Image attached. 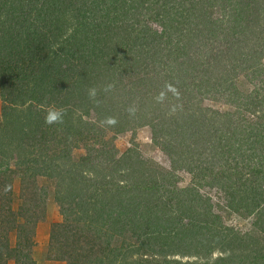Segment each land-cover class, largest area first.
I'll use <instances>...</instances> for the list:
<instances>
[{
  "label": "rangeland",
  "instance_id": "374dc122",
  "mask_svg": "<svg viewBox=\"0 0 264 264\" xmlns=\"http://www.w3.org/2000/svg\"><path fill=\"white\" fill-rule=\"evenodd\" d=\"M51 1L18 0L22 10L18 11L21 7L15 3L17 8L14 13H11V16H17V18L13 21L8 20L6 23L11 31L18 29L22 34L18 37L15 34L9 36L10 39H14L10 44L12 47L6 48L7 56L11 52L12 55L9 58L14 60L10 64L12 66L20 65L21 68L27 67L26 75L30 78L32 65L30 66L28 53L33 54L35 43L40 41V47L43 45V49L37 57L45 55L47 57L44 62L39 63L43 72L39 75L36 84L44 85V89L48 88V91L51 89L50 93L44 89L38 91L33 95V100L25 105L11 104L13 101L18 104L23 102L24 99H18V97L12 101L11 96L16 97L15 89L19 90L20 85L26 84L29 79L24 82L15 79L8 81L5 76L0 79V127H4L3 123L8 108L29 109L33 114L30 119L32 122H25L23 126L26 134L21 136V143L18 139H14L20 148L21 156L10 150H4V166H8L9 171L0 174V230L4 227L8 228L5 229L8 231L10 246H15L16 237L19 234L17 232L22 231L19 224L23 223L24 219L20 220V218L26 217L25 215L30 218L33 205L39 204L41 207L44 206L45 218L43 221L55 207V215L59 219L58 222L52 223L48 232L45 233L47 234L44 249L46 259H48L50 250L52 257H55L54 250L65 240L66 242L75 241L85 234L87 238L96 237L97 241H100L101 244L98 243L96 249L101 247L116 248V246H120L117 239L121 240L124 237L132 239L133 243L131 244L134 245L136 254L131 257V260L137 259L140 264H201L204 261H207L206 264H254L256 260L254 256L264 254V233L259 231L264 228V221L259 220L260 216L264 215V204L258 208L257 213L252 211V213L245 214L244 210L247 209L243 206L241 210H238L239 214L230 209L225 192L229 193L239 186L233 179L240 178V175L236 173L238 172L236 169L235 173H230V164L227 163L226 156L225 162L229 171H223L219 165L211 166L218 176L216 187L198 182L201 170L197 163V167L192 165L187 169L176 164L178 166L174 172L176 180L172 185L164 187L163 193L160 192L159 195L153 197L159 203V208L162 211L161 217H159V222L162 223H159L157 229L149 228L150 226L147 229L144 228L143 219L148 215H143L139 219L138 214L132 213V215L130 214L131 217H134L132 230L127 228V233L124 235L120 233L119 238L118 233L113 229L110 228L109 232L105 230L110 226L106 223L109 217L106 218L105 212L112 213L113 210L112 214L122 220L120 226L124 229L125 215L122 214L124 212L122 206L126 198L131 196L130 193L123 194V190L117 192L109 183L111 182L109 175L111 164L117 163L122 167L125 164L130 165L139 161L146 176L145 182H152L154 174L153 172L151 174L148 166H152L153 170H170L171 153L176 149V147H168L164 150V139L162 141L161 135L172 140L181 139L186 133L184 119L182 118L179 123L175 108L170 107L169 109V106L163 104V107L161 106L155 113L150 114L154 122V130L148 123L141 124L139 121H135L133 118L137 116L141 109L140 105L143 103L141 100H137V94L144 93L150 101L153 92L149 91V86L151 88L154 85L162 86L160 84L162 77L159 80H153L152 85H147L146 90L139 92L141 89H137V86L133 84L132 81H135V78L132 77L129 70H134L137 73V79L140 80L144 73L149 71L148 74L153 77L154 70L159 72L160 69H154V64L144 55L139 59L138 64H134L132 61L128 66H123L119 61L110 63L112 73L108 74H112L110 76L112 78H109L103 73L100 63L93 65L94 58L91 57V54L81 52L82 47L78 49L75 45L73 49H68V46L64 44L61 49H58L60 47L59 39L53 34L52 28L59 27V23L64 21L75 26L77 24L75 20L82 21L85 15L86 20H91V17H95L96 5H100L101 0H62L61 4L59 2V6L55 5V10ZM102 1L112 6L120 3V0ZM194 1L197 5L200 4L198 5L201 6L200 11L190 0H130L129 2L139 6L138 15L133 19L136 21L135 28L138 29L142 26V24L139 26V20H141L145 24L144 29L147 30L149 36L154 35L152 31H156L158 35H165L169 30L171 32L170 39H174L170 46L174 43L176 46L172 51L175 50V53H178L183 46L189 45L186 51H190V55L198 56L200 53L203 63L197 68L200 70L198 74L201 76L205 73L202 78L207 76L211 83L205 87L206 93H202L197 99L203 110H215L221 116L196 120H200V125L203 127L205 124L202 123H213L217 126L224 122V114L234 111L233 107L238 105L237 101L234 102L232 96L228 95L222 87L233 84L234 89H239L240 95L235 98L238 101H244L246 96L253 99L257 93L260 101H262L261 98H264V0ZM74 8V11L78 12L77 14L74 11L72 13L71 10ZM25 10L29 11L31 15L25 16ZM197 11L199 12L197 13ZM19 12H22L21 16L15 15ZM63 13L66 14L65 18L60 17ZM231 13H234L235 17ZM156 17L157 19H154ZM170 18L176 21H171ZM107 20L109 18H106ZM220 22L223 23L221 26L218 24ZM176 24L180 27V35L173 28V25ZM232 25L233 27H231ZM212 28L216 30L224 28V32L219 30L212 32ZM209 31H211L210 35H208ZM213 36L214 40H212ZM19 39L22 41L20 46ZM149 39L147 37L146 41ZM131 40L132 38H128L123 45L119 46L120 52L125 49L132 52L129 54L130 58L137 57L135 43ZM24 43L27 44L28 51L25 50L24 53H21ZM93 46L89 45L88 47ZM229 47L230 49L227 50ZM112 48L118 49L117 46ZM159 49L163 48L160 46ZM221 51L224 53L222 54ZM234 52H238L236 54L238 60L232 62L235 65H231L227 61L230 58H224ZM161 55L164 60L171 62V57L166 52H161ZM110 57L119 58L120 55L110 54ZM198 64L200 63L198 62ZM83 66L86 68L85 71H88L89 74L93 71L95 76H84V78L82 76L83 86L75 89L74 81L79 80ZM232 67H235L233 72ZM215 70H230L233 74L232 83H228L223 78V80L217 81L222 82V87L218 86L213 89L212 85L216 82L214 81L216 80ZM51 73H54V76L50 75ZM43 75L45 79L42 81ZM50 76L54 77L52 87ZM89 78H91L90 81ZM200 80V78L197 79V81ZM126 84L133 85L127 86ZM118 88L122 89L119 91ZM144 88L143 86L142 89ZM2 89L7 91L6 94ZM93 89L95 95H90ZM174 91L176 92V90ZM155 95L152 100H160V98L164 101L169 100V97ZM227 96L231 100H228ZM255 103L257 101L253 99L251 108L257 112L250 114L244 111L243 118L254 127V136L251 138V142L255 141L256 149L253 147L252 149L255 153V160H259L264 158V120L263 114L259 112L261 108ZM50 107L64 111L63 123L45 124L44 118ZM69 110H73L72 117L74 118L71 128L65 123L68 121ZM165 110L173 112L167 113ZM191 111H194L195 115L199 114V110L194 107ZM117 113L126 115L128 118H118ZM126 120H130V125L126 128L120 127L121 122L125 123ZM36 121L42 122L43 127L40 123L35 124ZM29 124H35V129ZM46 129L48 130L47 134L51 133V136H46ZM7 135L12 139L9 132ZM235 137L239 142L241 155L247 158L246 155L250 149L244 144V139H241L244 137L239 133ZM246 139L249 140L248 137ZM165 142L166 144L172 143L168 139H165ZM188 143H191V140L182 141V144ZM212 147L219 150L218 144ZM223 149L227 152L225 148ZM47 154L53 161L49 160L48 162ZM262 156L263 158H261ZM218 157L220 158L221 155L219 154ZM239 159L244 161L243 158ZM56 166L63 170L66 169V174L59 176ZM239 167L242 166L239 165ZM53 168L56 169L55 172L52 170ZM0 170L3 169L0 168ZM36 170L46 171L47 174H35ZM49 170L52 172L50 176ZM123 172L126 171H119V173ZM119 173L116 174L112 182L119 179ZM68 177L72 178V183ZM121 180V183H127V177H123ZM188 188H192L196 192L199 191L200 200H192L182 206L178 195L179 192ZM70 189H75V191L70 194ZM58 192L62 193L60 195H66L60 200L65 203L62 207L55 201ZM111 198H114L115 202ZM170 198L171 200H169ZM172 200L173 202L170 203ZM118 203H121L122 206ZM193 207L196 208V215H191L194 216L193 218L185 215V210ZM138 213L141 212L138 211ZM19 214L21 217H18ZM15 218L17 221L13 222ZM154 218L155 216H153ZM1 219L5 221L6 226L3 223L1 225ZM31 224L27 226L30 229L33 226V223ZM7 225H13V228H11L12 226L7 227ZM37 226L38 223L34 226L35 232ZM95 226L103 227L104 231L100 230L98 234H94ZM152 226L154 227V225ZM159 230H165L166 235L159 238L157 235ZM145 231L147 235L141 236ZM253 234L259 236L260 245L251 239ZM200 237L208 238L207 243L210 239L211 246L217 244L218 248L206 256L202 253L192 252V250L189 251L190 247H187L190 244L189 238L198 241ZM111 241L116 244L112 246ZM76 254L77 250L71 256L74 262L68 259L56 262L58 264H86L84 262L89 261L85 255ZM33 261L37 264L35 260ZM9 263L15 264L13 260L6 261L5 264ZM261 263L264 264L263 258Z\"/></svg>",
  "mask_w": 264,
  "mask_h": 264
},
{
  "label": "trees",
  "instance_id": "16d2710c",
  "mask_svg": "<svg viewBox=\"0 0 264 264\" xmlns=\"http://www.w3.org/2000/svg\"><path fill=\"white\" fill-rule=\"evenodd\" d=\"M116 1V0H115ZM130 1V0H129ZM128 0H120L119 5H107V2L104 3L102 0L100 1V5H96L95 10V17H91V20H86V15L83 17V22L79 21V19H76L75 22L77 23L75 26L72 24H68L67 21H64L62 23H59V27H53V34L58 37L60 47L58 49H61L64 44H66L68 49H73L75 45H77L78 49H81L83 53L91 54L93 59V65L95 63H100V67L103 68V73H105L109 78H112L108 73H112V69L110 68V63H117L119 61L123 66L130 65V61H132L134 64L139 63V59H141L142 56L146 55L148 59L154 64V69L158 68L160 69L159 72H156L154 70L153 77L147 73H144L143 78L140 80L137 79V73L134 70H129V73L132 74V77L135 78V81H132L133 84L137 86V89H141L139 92H143V90H146L147 85H152L153 80H159L160 77L162 86L154 85L152 88L149 86V91L153 92L150 96L151 100L148 101V97L144 93H138L137 100H141L143 103L140 105L141 109L138 111L137 116L133 118L135 121H139L142 123H148L152 126V129L154 130V122L152 120V117L150 114L155 113L161 106L163 107V104H166L171 108H175L176 116L178 118V121L180 123V120L182 118L184 122V126L186 128L185 135L179 139V140H172L164 135H161V139L163 141V149L166 150L168 147H176L174 152L171 153V159H170V170H160L155 169L153 170L151 167L148 166L149 170L151 171V174L153 172L154 174V180L145 182L146 176L143 172V168L140 165L141 162H133L132 164H125L124 166L120 167L117 163L111 164V184L112 187H114L117 192L123 190V194L130 193V197H127L124 205L122 206L121 203H118L121 205L124 209V212H122L123 215H125V226L124 229L121 228L120 224L122 223V220L119 219L117 216L113 215L110 211L105 212L107 214L108 218L106 220V223L110 226H108L105 230L109 232V229H113L116 233H118V238L120 233L123 235L127 233L126 229L128 228L132 230V221L134 217H131L130 214L136 213L138 214V218H142L143 215L148 217H145L143 219L144 221V228H154L157 229L159 227L160 221V213L162 212L160 210V205L157 201L154 200L153 197L159 195L160 192L163 193V188L172 185L174 180H176V175L174 172L178 169L176 164H180L184 168H189L190 166H196V163L199 165V169L201 172H199L200 178L198 182H203L202 184H208L209 186L216 187V183L218 182V176L217 173L211 169L212 165H219L223 171L227 172L229 171V167L227 166L225 162V156L227 163L230 164V173H235V169L238 171L236 172L238 175H240V178L233 179L234 182H237L239 186L237 188H234L231 190V192L226 193L227 197V204L230 206V209H233L234 212L238 213V210H241V207L247 209L244 210L245 214L252 213V211L258 212V208L264 204V158L263 156L259 160H255V153L253 152V149L255 148V141L251 142V138H253L254 133V127L251 126L250 122H248L246 119H244V111L252 114L256 113L257 110H253L251 108L252 100H256L257 103H255L258 107H260V111L263 115L262 118L264 120V98H261L262 101L259 99V95L257 93L256 97L249 98L246 96L243 100L244 101H238L235 98H238L240 95L239 89H234L233 84H229L226 87H222V82H217L218 80H226L228 83H232L231 77L233 76L232 72L235 67H232V72L230 70H215V79L216 81L212 87L213 89L215 87H222L224 91L232 96L231 98L233 101H237L238 105L234 108V111L227 112L224 114V122H221L217 126L212 124H205V127H203L200 120H196L200 118L201 120H206L209 117H220L221 114H219L218 111H208L203 110L201 107V104L199 100L197 99L199 95L202 93H206L205 87L209 85L210 78L207 76L205 78H202L204 76H199V71L197 70L198 66L203 63V60L201 59L200 53L198 56L195 54L190 55V51H186V49L189 47V45L183 46L178 53H175L176 46L173 44L170 46L171 42L174 39H170L171 32H168L165 35H158L156 31L153 32V36H149L148 32L145 28V24L139 20V26L142 24L140 28H135L136 21L133 20L134 16L138 15L139 6L138 4H131ZM139 1V0H137ZM191 3L200 11L201 6L194 0H190ZM62 3V0H52L51 4L54 8L55 5L59 6ZM20 6L21 4H18V0H0V79H2L4 76L6 80L10 81L12 79L20 80L24 82L25 80L29 79L26 84L20 85L19 90L16 88L15 91L17 93V96H11L12 101L18 97V99L22 98L24 99L21 104H18L17 102L13 101L11 104H17V105H25L28 102H31L33 100L34 96L38 91H41L44 89V85H38L36 84V81L43 72L41 67V62H44L46 60V55L44 57L39 56L37 57L42 49L40 47V41H37L35 43V46L33 48V54L28 53L29 57V63L30 66L32 65V76L29 78L28 75H26V68H21L22 66H12L10 63L14 62L13 58L11 57L12 53L9 52L8 56L6 53V48H11L10 45L11 42L14 40L13 38L10 39V35L15 34L17 37L19 35H22L18 29H14L13 31L10 30L9 26L6 24L8 20H15L17 16H11V13H14L16 11V4ZM202 5V4H201ZM18 11L22 10V6H20ZM69 8V6H67ZM75 10V8L72 11ZM17 11V12H18ZM197 11V13L199 12ZM7 13V14H6ZM67 13V10H66ZM75 14L78 12L74 11ZM91 13V12H90ZM22 12H19L18 16H21ZM93 14V13H92ZM31 15L29 11L25 10V16ZM66 14H62L60 17L65 18ZM140 15V14H139ZM233 17H235L234 13H231ZM129 16H131L129 18ZM197 16V14H196ZM106 18H109V20L106 21ZM132 18V19H131ZM154 19H157L154 18ZM171 21H176L175 19H171ZM230 21V20H229ZM219 26H221L223 23H218ZM21 27V26H20ZM233 27V25L231 26ZM173 28L178 32L180 31V27L176 25H173ZM212 32L220 31L224 32V28H220L216 30L215 28H212ZM239 33V32H236ZM211 34V31H209L208 35ZM180 35V34H179ZM220 35V34H219ZM149 37V41H146V38ZM21 38V37H20ZM132 38L131 41L135 43L136 50H137V57L130 58L129 54H132V52H128L127 49L123 50V52H120L119 46L123 45V43L126 42V39ZM166 38V39H165ZM210 39V38H209ZM215 37H212V40H214ZM235 42V41H234ZM238 42V41H237ZM22 43L21 39L18 40V44ZM226 43V42H225ZM236 43V42H235ZM234 43V44H235ZM133 44V43H132ZM237 44V43H236ZM89 45H94L93 47H88ZM23 49L21 53H24L25 50L28 49V46L26 43L22 44ZM118 47V49H113L112 47ZM162 47L163 49H159V47ZM27 47V48H26ZM145 47V48H144ZM159 50H158V49ZM241 48V47H240ZM30 49V47H29ZM230 49L227 48V50ZM168 50V51H167ZM28 51V50H27ZM77 51V49H75ZM54 53L53 51H51ZM161 52H166L171 57V62L176 61L174 64L171 62H167L162 58ZM222 54L224 53L221 51ZM4 53V54H3ZM241 53V52H239ZM110 54L113 56L120 55L119 58H112L110 57ZM236 54L238 52L229 53L227 56H225L224 59L229 57L230 59H227V61L230 62L231 65H235L234 61H237L238 58L236 57ZM176 57H175V56ZM245 55V54H244ZM242 56V55H241ZM161 58V59H159ZM81 60V59H80ZM97 60V61H96ZM161 60V61H160ZM96 61V62H95ZM36 62V64H35ZM198 62L200 64H198ZM40 63V64H39ZM88 65V64H87ZM160 65L159 67H157ZM112 66V65H111ZM85 67L83 66V70L79 75V80H75L74 88L78 89L77 87H82V76H95L93 75V71L89 74L88 71H85ZM174 70H176V73H174ZM45 71V70H44ZM18 73V74H17ZM101 73V72H99ZM54 73H51L50 75H53ZM207 75V74H206ZM54 76V75H53ZM42 81L45 79L44 75L41 77ZM53 78L50 76V84L52 87L53 84ZM200 78V81H197V79ZM91 78H89V81ZM98 82V80H97ZM97 84V83H96ZM99 84V82H98ZM133 84H126L127 86H131ZM145 87L142 89V87ZM122 89V88H121ZM121 89L118 88L120 91ZM47 91V93H50L51 89L48 91V88L44 89ZM176 90V92L174 91ZM2 91L6 94V90L2 89ZM211 91V90H210ZM219 91V90H216ZM9 94V93H8ZM166 96L169 97L168 101H164L160 98V100H152L156 95ZM255 95V94H254ZM122 96V95H119ZM229 96H227L228 98ZM242 98V96H241ZM147 99V100H146ZM136 100V101H137ZM146 100V101H144ZM228 100H231L228 98ZM253 105V104H252ZM181 107V108H179ZM192 107L199 110V114L195 115L194 111L192 110ZM21 108V107H19ZM119 109V108H118ZM69 116L67 117V120L65 123L66 125L71 128L74 123V118L72 117L73 110H69ZM164 112V111H163ZM167 113H171L173 111L165 110ZM118 118L127 119L128 117L126 115H122L121 113H117ZM122 116H121V115ZM238 114V116H236ZM31 110H22V109H16V108H8L5 115V122L3 123L4 127H0V168L3 170H0V174H3V172H7L8 166H4L3 159L4 156V150H10L14 152L15 154L20 151V148H18V145L14 142V139H18L21 143V136L26 134V130L23 129V126L25 122L28 123V121L32 122ZM220 115V116H219ZM192 118H191V117ZM188 118V119H187ZM187 119V120H186ZM127 121L128 124H127ZM16 123V124H15ZM40 123L41 127H43V123L36 121L35 124ZM34 124V125H35ZM72 124V126H71ZM19 125V126H18ZM34 125L29 124L30 127L34 128ZM128 125H130V120H126L125 123L121 122L120 127L126 128ZM119 127V128H120ZM205 128V129H204ZM35 129V128H34ZM48 129V128H47ZM45 130L46 136H51V133H48V130ZM120 130H122L120 128ZM11 135L12 139L7 135V133ZM241 134L244 138V144L246 146H249V152L248 155L243 157L241 155L239 142L236 139V134ZM263 136H264V130H263ZM185 137V139H184ZM248 137L249 140L246 138ZM165 139L170 140L171 144H166ZM264 139V138H263ZM185 140H191V143L188 144H182V141ZM193 141V142H192ZM180 142V143H178ZM219 146V150L213 148L212 146L217 145ZM262 145V144H261ZM223 146V147H222ZM225 148L227 152L223 149ZM219 154L221 157L219 158ZM21 156V155H20ZM48 162L49 160L53 161L52 158L47 154ZM55 158V156H53ZM238 158H243L244 161H241ZM254 158V159H253ZM216 160V161H215ZM200 162V163H199ZM7 164V163H5ZM179 165V166H180ZM239 165L242 167L240 168ZM52 165L49 166L51 169ZM62 167V166H61ZM59 171V176L62 174L64 176V173L66 174V169L63 170L62 168L56 166ZM242 169V170H241ZM54 172L56 169H52ZM9 171V170H8ZM119 171H126L123 173H119ZM39 172V173H38ZM119 173V179L115 182H112L113 179H115L116 174ZM5 174V173H4ZM35 174H47L46 171H39L36 170ZM52 174L51 170H49V176ZM206 174V175H205ZM205 175V177H204ZM58 177V176H57ZM123 177H127V183H121V179ZM70 183H72V178L68 177ZM232 178V176H231ZM242 178V179H241ZM1 185V183H0ZM5 186V185H3ZM75 191V189H70V194H72ZM76 193V192H75ZM62 193L58 192L56 195L57 200L55 199L56 203L62 207L65 205V203L61 202L60 200L63 199L66 195H60ZM179 201L182 206L187 205L192 200H200L199 198V191L196 192L192 188L184 189L183 192H179ZM113 202H115L114 198H111ZM171 200V198L169 199ZM139 201V202H137ZM173 200L170 202L172 203ZM153 205V206H152ZM43 206V205H42ZM167 208V207H166ZM140 209V210H139ZM142 210V211H141ZM145 210V211H143ZM39 213H38V212ZM141 212V213H138ZM165 211V210H164ZM196 208H188L185 210V215H188V217H194L191 215H196L195 213ZM121 214V216H122ZM239 214V213H238ZM20 218V220L24 219V222L19 224L22 227V231H18V236L16 237L15 246H10V241L8 238V231L6 227L1 228L0 230V264H5L6 261L13 260L15 264H35V262L32 259L31 252L32 248L34 246V235H35V225L45 218L44 215V206L41 207L39 204L33 205V212L30 215V218L27 217ZM153 216L155 218L153 219ZM18 217H21L19 214ZM16 217V218H18ZM14 219L13 222L17 221V219ZM156 219V220H155ZM261 222L264 221V215L260 216L259 219ZM258 220V221H259ZM115 222V223H114ZM5 225V221L1 219V225ZM33 223L32 229L28 228L27 226H30V224ZM32 225V224H31ZM154 225V227L152 226ZM6 226V225H5ZM12 226V227H11ZM7 227L13 228V225H7ZM6 228V229H5ZM95 232L94 234H98L100 230H103V227L95 226ZM27 231V232H25ZM260 232L264 233V228L259 229ZM147 232H144V235L146 236ZM157 235H159V238L166 235L165 230H159ZM184 235V234H183ZM111 236V235H110ZM112 237V236H111ZM166 237V236H165ZM208 237V236H207ZM209 236L208 238H210ZM205 237H200L197 239H190V244L187 247L189 248V251L192 250V252L202 253L204 256L207 254H210L211 251L218 248L217 244L215 246H211L210 239L208 240ZM251 239L255 240L257 244L260 245L259 236H255L254 234L251 236ZM57 242V240H56ZM60 242V240H59ZM79 242V243H77ZM117 242L119 243V247L116 246V248L110 249V247H101L96 249L98 247V243L100 241H97L96 237L87 238V235L83 234L80 238H78L75 241H67L66 240L61 243V245H58V248L54 250L55 257H52L51 250L48 252V259L53 261H63V260H71L72 254L75 250H77L78 253L83 256L85 255L89 261H86L84 263L86 264H140L137 259L131 260V257L136 254L134 245L132 239H128L127 237H124L121 240L117 239ZM217 242V241H216ZM58 243V242H57ZM101 244V243H100ZM110 244L115 245L116 242H110ZM109 245V244H107ZM217 246V247H216ZM77 248V249H76ZM81 249V250H80ZM57 252V253H56ZM60 255V256H59ZM264 254L259 255L257 254L254 256L256 260L254 261V264H263L261 263L262 258L264 259ZM207 258V257H206ZM205 258V259H206ZM131 260V261H130ZM222 260V259H220ZM259 260V261H257ZM207 261H204L201 264H206ZM70 263V262H69Z\"/></svg>",
  "mask_w": 264,
  "mask_h": 264
},
{
  "label": "crops",
  "instance_id": "0c3cea01",
  "mask_svg": "<svg viewBox=\"0 0 264 264\" xmlns=\"http://www.w3.org/2000/svg\"><path fill=\"white\" fill-rule=\"evenodd\" d=\"M56 207L52 208L51 214L46 216L45 221L39 222L36 232H35V242L32 248V259L36 261L37 264H58V262L51 259L45 258V244L47 239L48 228L54 222H58L59 219L55 215ZM14 264V263H9Z\"/></svg>",
  "mask_w": 264,
  "mask_h": 264
},
{
  "label": "clouds",
  "instance_id": "9594fccd",
  "mask_svg": "<svg viewBox=\"0 0 264 264\" xmlns=\"http://www.w3.org/2000/svg\"><path fill=\"white\" fill-rule=\"evenodd\" d=\"M90 95H95V90H91ZM64 111L54 107H50L45 115L44 121L47 125L63 123Z\"/></svg>",
  "mask_w": 264,
  "mask_h": 264
}]
</instances>
